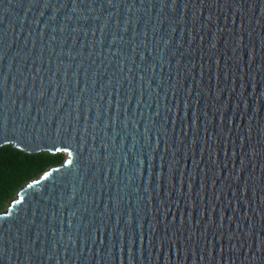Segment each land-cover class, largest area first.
Returning <instances> with one entry per match:
<instances>
[{"label": "water", "instance_id": "95a60500", "mask_svg": "<svg viewBox=\"0 0 264 264\" xmlns=\"http://www.w3.org/2000/svg\"><path fill=\"white\" fill-rule=\"evenodd\" d=\"M162 4L170 5L171 0H112L111 4L108 0H0V105L7 101L10 115L23 113L42 123L45 115L58 119L61 115L82 114L90 106L89 118L95 120L99 105L102 116L96 130L97 155L103 152L101 140L104 145L115 144L117 152L123 143L126 154L129 148L139 153L143 143L139 133L149 116L154 122L153 139L157 128L169 133L167 153L163 151V138L156 152V171L160 170L159 157H165L159 178L155 174L149 178L147 165L139 176L123 164L119 174L114 169L107 174L97 172L96 165L85 171L75 143L58 137L41 141L46 146L27 151L65 155L61 163L48 166L23 185L0 210V264H127V251L124 260H119L118 251L113 259L108 258L112 229L123 231L125 221H117L115 212L105 210V205L111 208L109 197H114L125 183L130 189L127 196L120 193V212L122 217L131 212L140 219L145 236L142 245L138 242L134 246L135 264H264V252L257 251L264 237V213L260 211L264 209V0H176L175 9ZM101 24L107 25L103 31ZM77 28L79 31H74ZM113 34L118 39L110 45ZM94 39L96 50L103 48L104 52L89 57L87 51ZM137 43L149 63V53L164 56L162 68L157 66L153 74L155 78L146 76L148 84L142 95L136 91L138 79L131 84L119 81L116 64ZM109 47L120 55H111ZM81 61L83 68L76 76ZM136 63H140L139 56ZM84 68L89 70L88 77ZM93 71L97 73L94 85ZM113 75L117 77L114 83L118 96L110 95L113 89L108 87ZM66 81L70 82L68 87ZM149 89L156 93V99L150 97ZM118 98L123 101L119 105L121 120L133 117L128 135L123 124L114 134L102 123L108 118L104 113L109 101L113 102L114 113ZM156 111L159 117L153 115ZM133 136L138 141L135 147ZM64 144L70 145L71 155L62 150ZM253 147L255 156L251 154ZM173 158L176 169L169 185L168 165ZM66 160L73 164L65 165ZM68 167L73 173L78 168L81 171L75 182V198L63 210V237L66 240L71 234L76 243H57L56 259L50 261L54 239L61 238L59 220L55 238L50 218L43 215L38 214L32 225L17 222L9 228L5 221L12 220L20 207H26L34 193L46 186L51 188L63 178ZM125 171L132 176L130 181L125 179ZM44 172L55 175L45 180ZM30 184L34 187L29 188ZM67 194H71V186ZM21 196H26L25 203H11ZM53 199L55 205L49 200L45 202L47 209L40 208L38 213L46 210L50 217L55 208L59 217V194ZM75 209H79L72 217L76 227L70 230L67 220ZM89 220L94 226H106L96 234L95 243L91 239L83 241L90 230L81 222L87 224ZM249 231L254 233L251 238L247 236ZM26 244L31 248L26 250ZM42 248L46 249L44 253Z\"/></svg>", "mask_w": 264, "mask_h": 264}, {"label": "snow or ice", "instance_id": "6c2138e0", "mask_svg": "<svg viewBox=\"0 0 264 264\" xmlns=\"http://www.w3.org/2000/svg\"><path fill=\"white\" fill-rule=\"evenodd\" d=\"M109 4L112 3V0H108ZM162 7H171L175 9L176 7V0H171V4H162ZM185 8L188 7L187 4L184 5ZM107 27L106 24H101L100 29L103 31ZM127 29H125L126 31ZM74 31H79V29H74ZM145 39L146 37V33ZM55 39V37H53ZM118 37L113 34L112 40L109 42L110 45L112 43H115ZM122 39V38H120ZM101 45H103L104 41L101 39L99 41ZM165 44L169 43V41H165ZM97 41L94 39L91 41V46L88 48L87 55L89 57H92L93 55L101 56L103 55V48L100 49V51L96 50ZM145 49H147V45H144ZM140 48V44H135L130 52L129 55L122 56L119 60L116 61L117 64V70L120 73L119 81H128L130 84L138 79L140 81L139 87L136 89L141 95L143 94L144 86L145 84H148V81L146 80V76H153L156 72L157 66L162 68V61L164 59V56L157 53V55H153L152 53H149V55H152V61L149 63L145 60V56L138 51ZM155 48V44H154ZM50 51H52L50 49ZM108 52L113 56H119L120 53H113L111 47H109ZM77 55H83V53H77ZM139 56L140 63H136V57ZM93 63H95L93 61ZM113 63V61L110 59L109 64ZM83 68V61L80 62L76 66V72L74 75L79 76L80 70ZM125 68H127V74H125ZM84 75L85 77H88L89 70L87 68H84ZM59 71V69H57ZM135 73V75H133ZM96 75L97 73L95 71L91 72V83L94 85L96 83ZM117 81L116 75H113L111 79L108 82V87L112 88L113 91L110 95H116L118 96V92L116 91V85L114 82ZM78 83V81H77ZM70 82H65V87H68ZM122 87V83H121ZM159 87V85L157 86ZM85 91H87V87H85ZM129 93L133 92V88L129 87L128 89ZM43 93H41L42 95ZM149 94L151 98L156 99V93L152 92L151 89H149ZM79 95V93H77ZM97 96L99 97V93H97ZM167 96L165 95V99ZM128 101L131 102V96L127 97ZM123 101L121 99H117L115 101V112H112L113 109V102L110 100L108 105V110L104 113L108 116L107 119H104L102 121L103 126L105 128H111L113 130V133L116 134V129L123 124V131L124 134L129 132V123L131 122L132 118L131 116H127L124 118V120H121V112L119 105ZM81 100L77 99L76 104L80 105ZM86 104L89 102H85ZM140 101H137V105H139ZM7 101L3 105H0V144H6L9 146L8 149H0V185L4 182V151H12L17 156H19L22 152H27L30 149L34 150L35 148H39L41 146H46V144L42 145L41 141H47L49 139H55L60 138L61 141H71L75 143L77 146V156L83 158V166L85 167V171L89 168L96 165L95 170L97 172L103 170L106 174L113 169L116 171L117 174L120 172L121 165L123 164L124 167L130 168L132 171V174L135 176H139L145 169V165H147L148 169V176L151 178L153 174L156 175L157 178H159L162 175L163 170V161L165 157L162 155L159 157L161 164L159 166L160 170L156 171L157 164H156V152L157 149L160 148L161 139L164 140V153L166 154L168 151V145H167V137L169 135L168 131L163 128H157L155 131V139H153L152 135V129L154 126V122L152 120V117H148L147 125L143 129V132L139 133L141 140L143 141L141 149L139 153L132 151L131 148L128 149V153L126 154L124 152V144H120V150L119 152L115 151L116 145H104L103 141H100V145L103 148V152L100 155H97V148H96V142H97V136H96V130L101 122V116L102 112L99 108V105L96 107L95 112V120H90V114L92 113V108L89 106L87 107L83 113L77 112L76 115L72 114H66L61 115L58 119L50 118L49 116L45 115L43 118V122L41 123L37 119H30L28 116L21 113L19 116H12L9 114V110L7 108ZM184 107L187 108L188 104L185 103ZM153 115L156 117L160 116V112L156 111ZM83 116V119L81 118ZM137 119H139L137 117ZM195 124V122H193ZM136 125L132 126L133 131L135 130ZM102 131V129H101ZM127 136L125 135V139ZM137 139L135 136H133V147H135V144L137 143ZM197 140L194 137L193 143H196ZM15 145V148H12V145ZM55 147V144L52 145ZM145 148L147 151H145ZM63 151L68 152L69 155H71V147L68 144H64ZM251 154L253 156L257 155L255 148H252ZM117 157L119 159V162H117ZM65 165L71 166L73 164L72 160H66ZM176 169V161L173 158L171 163L168 165V176L167 180L169 185H172L173 183V173ZM59 171V170H57ZM55 175L54 173L44 172L43 178L47 180L49 177ZM125 179L127 181H130L132 179V176L128 175V172L125 171L124 173ZM81 176V171L78 168L74 173L72 172L71 168L68 167L66 169V174L63 178L58 179L54 185L50 187H44L43 190L38 191L34 193L33 198L31 201L27 202L26 207H20L19 213L16 214L12 220L5 221L8 223L9 228L14 226L17 222H26L29 225L35 224L36 220L35 217L40 214L45 217V219H49L52 222L51 232L53 234V237L56 236V222L59 220V223L61 224V238L59 241H56L54 239V242L52 244V253L48 255V259L50 261H55L56 254H57V243L60 244H75L76 241L73 239V236L70 234L67 236L66 240L63 237L64 229L62 227L64 223L63 219V210L65 207H68L72 204L75 195H76V185L75 182L77 179H79ZM40 181H35L34 184H39ZM71 186V194H67V189ZM159 186V184H157ZM29 188L34 187L33 184L28 185ZM190 188V186H189ZM130 189V185L128 183H125L123 189H117V193L114 197H109V202L111 204V208L108 207V205H105L106 211H111L116 213V219L117 221H120L122 218H124L125 221V227L123 231H120L117 233V230L115 227L112 229V239L108 243L109 244V252L107 253L109 260L113 259V256L115 254V251L119 252V260H124V253L127 251V264H135V257H134V246L139 242L141 245L143 244L145 240V236L143 234L142 226L139 223L140 219H136L131 212L127 213L126 218L122 217V214L120 212V205L121 200L123 197L120 195L121 192H124L125 196L128 195ZM171 190V189H170ZM256 190L253 188L252 191ZM138 191V189H137ZM244 191H247V186H245ZM59 194V210H60V216L58 217L55 213V208L53 209L52 214L49 217L48 212L45 210L43 212L38 213V209L44 208L47 209V204L45 202L52 200L53 204L55 205L56 201L53 199L55 194ZM26 202V196H21L19 199L13 200L11 203L15 206H19L22 203ZM261 202H264V197H261ZM77 211L79 209H75L69 213V218L67 220L68 228L74 229L76 225L72 221V217H75L77 214ZM87 211V209H85ZM261 213H264V209L260 210ZM137 213H139V200L137 202ZM5 215H9L7 211L5 210ZM155 219V217H154ZM81 226L85 229H89V232H86L83 236V241L86 243L89 239L92 240L93 243L96 242V234L98 232H101L102 229H105L106 226L103 224L95 225L93 224L92 220H89L87 224H83L81 222ZM247 236L249 238L254 236V233L252 231H249L247 233ZM118 237V238H117ZM27 239V238H26ZM171 240V237H169ZM149 245L152 244V241H148ZM164 240L160 241V247H163ZM171 247V245H170ZM28 248H31V244H26V250ZM66 250V249H65ZM41 253H44L46 249L42 248ZM257 251L264 252V237H262L259 240V245L257 248ZM222 253V250H221ZM56 264H59L57 261Z\"/></svg>", "mask_w": 264, "mask_h": 264}, {"label": "trees", "instance_id": "16d2710c", "mask_svg": "<svg viewBox=\"0 0 264 264\" xmlns=\"http://www.w3.org/2000/svg\"><path fill=\"white\" fill-rule=\"evenodd\" d=\"M8 145L0 149H8ZM12 148H15L12 145ZM63 152L36 153L22 152L17 156L12 151H4V182L0 185V210L16 195L18 190L28 181L37 178L48 166L59 164L64 159Z\"/></svg>", "mask_w": 264, "mask_h": 264}, {"label": "rangeland", "instance_id": "374dc122", "mask_svg": "<svg viewBox=\"0 0 264 264\" xmlns=\"http://www.w3.org/2000/svg\"><path fill=\"white\" fill-rule=\"evenodd\" d=\"M7 205H9V203H8ZM7 205H6V206H7ZM6 206H5V207H6ZM5 207H4V208H5ZM4 208H2V209H4Z\"/></svg>", "mask_w": 264, "mask_h": 264}]
</instances>
